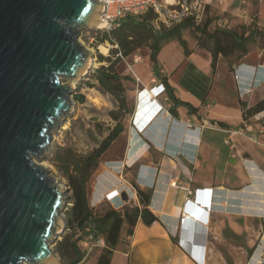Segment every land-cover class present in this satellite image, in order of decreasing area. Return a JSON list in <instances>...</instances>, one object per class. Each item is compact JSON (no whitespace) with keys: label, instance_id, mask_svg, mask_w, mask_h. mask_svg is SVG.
<instances>
[{"label":"crops","instance_id":"crops-1","mask_svg":"<svg viewBox=\"0 0 264 264\" xmlns=\"http://www.w3.org/2000/svg\"><path fill=\"white\" fill-rule=\"evenodd\" d=\"M171 44L178 47L175 41L168 45ZM165 47L158 55L160 72L168 78L175 96L199 108V112L190 114L187 108L179 107L178 115H172L174 120L171 121L163 113L160 114L162 109L168 108L164 105L167 98L165 94L159 95L162 82L154 76L151 64L149 78L134 71L141 88L138 96L143 91L136 110L137 120L143 113V102L146 101L148 108L154 106L157 110L150 112L149 109L143 131L141 134L133 133L123 160H103L102 163L110 168L124 162L122 168L127 171V176L143 167L139 178L146 176L147 179L143 183L135 179L137 188L133 208L141 210L144 207L137 194L138 189L151 193V202L147 207L158 221L147 226L139 217L132 226V235H128L129 224L125 220L110 264H199L193 251L195 246L189 244L185 232L180 233L184 225L182 219L186 215L196 223L195 230L200 235L206 225L205 199L199 196V203L194 200L196 196L190 197L198 190L203 196L209 194L207 200H211L212 206L213 201L215 206L219 205L217 195L222 199L221 209L215 208L210 215L208 231L211 230V220L215 232L224 231L227 224L232 232L241 231V238L244 237L241 254L254 248L249 258L241 256L244 264H264V122L256 124L254 121L251 124V121L250 128L247 127L249 124H243L238 97L250 88L252 92L247 96L250 106L264 97V70L260 67L264 66V58L258 64L245 61L233 64L234 73L240 67L239 73L243 74L239 83L235 79L228 82L221 79L219 82L220 61L216 72H213L209 52L189 48L191 54L186 56L179 46L183 53L180 52L177 59L171 52L164 57ZM228 67L227 63L226 71ZM254 67L261 69L253 73ZM218 122H225L230 127L223 128ZM155 124L158 125L156 131ZM187 125L196 128V131H188ZM187 136L193 139L188 140ZM104 190L103 199L104 194H108V189ZM231 199H237L241 205L237 212L227 209ZM187 203L188 210H193L185 212ZM253 233H258L257 237H253ZM198 241L201 243L199 237Z\"/></svg>","mask_w":264,"mask_h":264},{"label":"water","instance_id":"water-1","mask_svg":"<svg viewBox=\"0 0 264 264\" xmlns=\"http://www.w3.org/2000/svg\"><path fill=\"white\" fill-rule=\"evenodd\" d=\"M100 11L97 0H0V264L60 262L50 243L67 227L68 188L34 159L75 113L71 82L91 56L79 33ZM195 226L185 234L202 261L206 227L199 243Z\"/></svg>","mask_w":264,"mask_h":264},{"label":"rangeland","instance_id":"rangeland-1","mask_svg":"<svg viewBox=\"0 0 264 264\" xmlns=\"http://www.w3.org/2000/svg\"><path fill=\"white\" fill-rule=\"evenodd\" d=\"M206 17H212L214 19L209 28L210 31H214L216 28L237 30L239 32L248 30L249 27L252 30L257 27L264 29V0H213L210 5V10H206V12L203 13L202 18L199 20V24L203 23ZM110 33L111 32L99 30L97 28L80 30L79 42L90 52V59L93 60V66L89 68L87 75L80 79L75 85V93L71 96L75 113L69 114L64 123L57 125L53 129L51 145L45 153L34 159L39 165L48 169L50 175L55 177L60 185L67 188H69L67 180L49 160L52 158L56 149L58 147H70L78 153L86 154L103 141L108 135L109 130L114 127L116 123L110 117L109 113L111 110H116L118 105L115 98L111 94L105 92L101 87L97 79L98 71L104 67H108L112 62H115V64H113L114 71L123 78L128 99V109L130 111L123 120L127 134L112 145L111 149L105 154L102 160H123L128 153V146L133 139V133L141 134L143 131L142 127L145 125L147 120L146 117L149 114L150 108H148L145 101L143 102V113L139 120H137L136 115L138 112L136 113V110L139 108L140 103L138 101H140V96L143 91H141L138 96V92L141 88L138 87L139 81L136 79L134 71H136L139 76L150 77L151 66L148 57L151 51L148 47H143L137 54L117 60L118 55L116 50L118 45L112 41L113 35ZM183 36L187 40L190 49L198 48L201 49L203 53H210L209 50L212 49V43L201 36L196 29L189 28L184 30ZM105 37L107 38L105 39ZM175 42L178 44V47L173 44H166L164 57H168L171 52L173 54L175 53L174 57L178 59L181 52L180 48L182 49L183 46H181L179 42ZM181 53H183V50ZM136 57H141V59L136 62ZM263 58L264 47L258 37L254 42L249 44V53L247 56L240 58V54L236 53L230 57L220 58L217 80L219 82H221V79L227 82L233 79L236 80L234 69H232L233 64H238L241 61L250 64H258ZM227 63L229 64L228 71H226ZM225 73L227 76H224ZM159 88L161 90V87ZM78 96H83L85 98L84 103L77 101L76 97ZM238 97L240 100L242 99L241 96L238 95ZM247 99L249 100V97ZM168 103L169 102L166 101L164 105L169 107ZM154 108L155 107L152 106L150 112H156L157 109L154 110ZM256 122V124H259V122L263 123L264 118ZM252 123L254 124V121L251 122V124ZM157 126L158 125L154 127L155 131L158 128ZM123 165L124 162L116 163L113 167L110 166L109 168L107 164L102 163L92 176L88 184V200L90 207L98 215H103L109 210H116L120 213L128 212V214L136 213V209L133 208V197L135 196V189L137 188L135 179H139L144 169L139 167V172L135 170L130 172L127 176V171L122 168ZM120 172L121 174H119ZM139 182L142 183L140 179ZM104 189H108V194H104L105 199H103V193H105ZM109 190L111 191L108 192ZM195 196V194H192L190 197L192 199L195 198ZM202 197L205 199V196ZM194 200L200 203L197 198ZM217 200L219 205L215 206V201H213V211L215 208L217 210L221 209L220 205L222 199L219 195H217L216 202ZM188 203L185 210L188 209ZM71 206L72 203L68 202L67 209L63 212L67 227L63 233L58 235L56 241L50 243L51 248L59 257L61 264H71L77 258L73 250V244L76 243L80 252L83 254V260L79 264H97L99 256L104 251L110 249L106 241L105 245L99 241L100 237L105 238L103 233L108 227H102L101 232L99 231L98 233L87 230L89 234H83L75 223L72 224ZM240 206L237 199H231L228 202L227 209L231 212H237L236 210L240 209ZM191 210L193 209L191 208ZM210 217L211 216H209V219ZM190 223L196 225V223L191 220L186 221L180 228L181 234L185 232ZM207 223H209V221L205 222L206 225ZM212 224L213 221L211 220L209 224L211 230L208 231V226L206 227V239L204 247H202L203 258L202 261H200L201 264L204 263V257L205 264H244V260L241 259V256L244 255L246 258H249L250 249H247L245 254H241V240H244L243 236L241 238V231L238 233L232 232L227 224L224 231L215 232L212 229ZM257 234L258 233H253V237H257ZM197 236L201 242V235L198 234Z\"/></svg>","mask_w":264,"mask_h":264},{"label":"trees","instance_id":"trees-1","mask_svg":"<svg viewBox=\"0 0 264 264\" xmlns=\"http://www.w3.org/2000/svg\"><path fill=\"white\" fill-rule=\"evenodd\" d=\"M206 10H210V5L206 6L205 12ZM155 18L156 14L152 10L139 18L127 17L110 34L113 35L112 41L118 45L116 50L118 55L117 60L137 54L143 47L150 49L149 60L152 72L162 82L164 94L169 102L168 109L173 116L178 115L179 107L187 108L190 114H197L199 112V108L175 96L168 78L160 72L158 55L166 44L177 41L183 46L186 56L191 54L187 40L183 36L184 30L194 28L201 36L212 43V49L209 51L212 57L211 65L213 72H216L221 57H230L236 53L240 54V58L247 56L249 44L254 42L258 37L264 47V29L258 27L254 30L249 27L248 30L242 32L222 28L210 31L209 28L214 21L212 17H206L203 23L199 24V20L195 19L194 16H189L171 28L163 27L161 30L155 31L151 24ZM113 64L115 62L98 71L97 79L104 91L111 94L118 105L116 110H111L109 113L110 117L116 122L114 127L109 130L108 135L96 148L86 154L78 153L70 147H58L53 153L52 158L49 159L68 182V202L72 203V224L75 223L83 234H89L87 230L98 233L99 231L101 232L102 227H108L103 234L110 249L104 251L99 256L97 264H110L113 251L120 241L122 225L125 220L129 224L128 235H132V226L136 224L139 217H141L143 223L147 226H151L158 221L156 215L147 207L151 202V193L147 194L139 189L137 194L144 207L141 210L136 209L135 214L109 210L103 215H98L89 204L88 184L94 173L99 169L105 154L108 153L117 140L126 134L123 120L130 113L123 78L114 71ZM248 95H245L240 100L243 111V124L249 122L255 115L264 112V97L250 106L247 99ZM76 98L80 103H84L85 101L83 96ZM218 125L223 128L230 127L225 122H218ZM73 250L77 258L71 264H79L83 260V254L76 243L73 244ZM253 251L254 248L250 249V254Z\"/></svg>","mask_w":264,"mask_h":264},{"label":"built area","instance_id":"built-area-1","mask_svg":"<svg viewBox=\"0 0 264 264\" xmlns=\"http://www.w3.org/2000/svg\"><path fill=\"white\" fill-rule=\"evenodd\" d=\"M101 5L100 17L99 20L103 23V27L99 28V30L111 32L114 29L118 28L122 21L127 17H135L139 18L145 16L149 11H153L156 14V18L151 22L155 31H159L162 27L171 28L174 25L182 22L185 18L189 16H194L195 19L200 20L202 18L203 13L205 12L206 6L209 5L210 1L213 0H97ZM141 57H136L135 61L138 62ZM253 67V66H252ZM264 70V66H260ZM260 67H254V71L258 72ZM240 68V67H239ZM235 71V77L238 83L243 78L242 72L239 73L240 69ZM161 87V91L159 93H164L163 85H159ZM246 84L244 89H246ZM240 90V88H239ZM242 91V90H241ZM252 92L251 88L246 89L245 92H241V97L248 95ZM163 113L165 117L169 118L171 121L174 119L172 118V114L170 113L169 109H162L160 114ZM264 116L262 113L255 115L253 118L250 119L249 123L252 121H260ZM246 126L249 124L245 122ZM188 126V131H196V128L193 129L192 127ZM247 127H251L250 124ZM188 140L193 139L191 136H187ZM143 168V167H142ZM141 182H145L147 177L142 176ZM123 192V191H122ZM121 192V193H122ZM120 193V195H121ZM205 203L204 204V213L207 214V221H209V216L213 212L211 200H207L209 194H205ZM199 196H203L198 190L196 192V198ZM203 198V197H202ZM207 200V201H206ZM189 202V201H188ZM186 212V210H185ZM186 217L182 219V223L184 224V220ZM207 227V225H206ZM99 241L105 245L106 239L103 237L99 238ZM199 264H201L199 259H196ZM205 264V257L204 263Z\"/></svg>","mask_w":264,"mask_h":264},{"label":"bare ground","instance_id":"bare-ground-1","mask_svg":"<svg viewBox=\"0 0 264 264\" xmlns=\"http://www.w3.org/2000/svg\"><path fill=\"white\" fill-rule=\"evenodd\" d=\"M95 25H96V27H99V28H102L103 27V23H101L100 22V20H99V18L97 17L96 18V21H95ZM91 66H93V60H91V59H89V61H88V64H87V67L85 68V70L83 71V73L85 74V73H87L88 71H89V68L91 67ZM95 66V65H94ZM81 78V77H80ZM79 81V79H76V80H74V81H72L71 83H72V85H73V87L76 85V83ZM195 143H196V140H195ZM118 198H119V196H118ZM189 210L187 209L186 210V212H188ZM186 218H187V220H191V217L189 216V215H186ZM206 222V221H205ZM204 222V223H205ZM208 224V223H207ZM57 264H61L60 262H57Z\"/></svg>","mask_w":264,"mask_h":264}]
</instances>
